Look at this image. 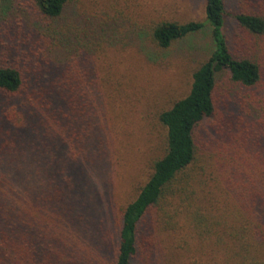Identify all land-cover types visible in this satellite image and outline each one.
I'll use <instances>...</instances> for the list:
<instances>
[{"label": "trees", "instance_id": "16d2710c", "mask_svg": "<svg viewBox=\"0 0 264 264\" xmlns=\"http://www.w3.org/2000/svg\"><path fill=\"white\" fill-rule=\"evenodd\" d=\"M3 1L4 9L14 6L23 13L32 7L44 21L42 42L32 40L34 48L39 41L36 49L42 60L54 55L57 63L64 62L65 38L72 47L68 55L73 48L76 51L67 61L73 64L62 75L55 72L59 81L52 83L42 82L38 70L31 75L30 66L20 60L12 64L0 60V100L5 116L16 126L0 138V264H155L158 254L168 264H204L207 257L201 259L203 263L193 259L200 250L215 258L213 264H264V144L257 142L264 132V95L252 91L263 70L257 56L232 49L225 27L226 1L206 0L205 20L162 19L144 28L162 49L206 34L201 53L205 59L193 73L189 92L159 114L167 130L165 153L154 161L153 172L138 194L119 207L114 246L111 242L101 257L93 249L107 243L108 237L101 230L73 228L84 223L85 196H96L92 179L101 175L102 168L93 156L103 151L106 95L98 73L92 78L89 72L93 41L100 35L85 20L68 21L71 0ZM234 15L245 32L264 39L262 12ZM78 24L84 26L78 29ZM221 75L231 82L228 93L239 95L249 118L231 120L223 127L222 122L217 124L216 131H224L221 141L230 144L227 158L221 159L229 173L218 181L208 172L214 160L204 163L200 133L203 122L218 113L216 88ZM8 101L14 104L6 107ZM259 112L260 128L255 120ZM29 126L35 135L28 133L26 138ZM218 138L219 134L213 136L212 143ZM37 145L49 155L9 168L7 160ZM82 145L95 154L85 152ZM223 148L220 142L215 153ZM10 170L20 174L19 182L11 178ZM45 204L50 210L46 216ZM114 235L110 234L111 241Z\"/></svg>", "mask_w": 264, "mask_h": 264}, {"label": "rangeland", "instance_id": "374dc122", "mask_svg": "<svg viewBox=\"0 0 264 264\" xmlns=\"http://www.w3.org/2000/svg\"><path fill=\"white\" fill-rule=\"evenodd\" d=\"M71 1L72 12L66 16L70 18L68 21L74 20L79 23L85 20L90 25L94 24L93 28L97 30L95 33L100 35L98 40L93 41L94 59L90 64L92 69L89 68V72L92 78L98 73L106 95L107 119L104 103L101 118L104 129L103 151L100 150L96 155L83 145L82 147L85 152L95 154L93 157L100 160L102 168L98 170L101 175L92 179L96 198L92 193L85 196L84 204L87 211L84 223L80 226L73 225V228L101 230L102 234L108 237L107 243L93 249V252L101 257L106 256L111 242L112 247L114 246L119 227L117 223L119 207L127 204L138 194L141 186L153 172L154 161L165 153L167 130L160 122L159 114L189 92L193 73L205 59L201 57L203 56L201 53L206 46L208 38L206 34H201L196 39L182 40L167 49H162L152 42L145 29L148 24L162 19L180 22L192 19L205 20L206 0ZM225 1L227 10L225 27L230 36L232 49L239 54L258 57L262 65L263 78L252 91L255 95H264V39L245 32L236 23L234 17L237 12L247 10H256L264 14V0ZM3 2L0 0V60L2 63L12 64L20 60L22 63L24 62V66H30L31 75L35 74L33 73L35 70H38L42 82L59 81L54 77V73L58 72L62 75L61 72L68 65L70 67L73 64V62L67 61L75 54L76 48H73V53L68 55V52H72V47L67 46L68 40L65 38V48H62L65 53L63 55L64 62L61 61L59 64L54 55L50 58L48 54L49 60H42V56L37 55L40 50L36 49L39 41L34 48L32 40L38 38L42 42L43 35L41 33L43 32L41 29L45 24L44 21L32 7L27 9L28 12L23 13L14 6L4 9ZM71 26L75 27L76 24L72 23ZM82 26L84 24L77 25L78 29ZM67 32L69 33V30ZM69 34L71 36V32ZM13 37L14 40L11 39ZM76 40L77 38L73 39V42L76 43ZM59 48L60 46L54 51ZM38 62H41L42 66H39ZM62 64L66 65L62 70H58L57 66ZM221 76L216 88L218 113L203 122L200 133L203 140L202 145L206 150L204 163L208 159L214 160L213 168L208 172L218 181L227 177L229 173L227 165L221 159L227 158L230 144L221 141L224 131H216L217 124L222 122L221 126L223 127L226 122L231 120L242 121L249 118V114L241 108L239 95L228 93L231 82L227 76ZM48 94L46 93V95ZM13 104L8 101L6 107L9 105L11 107ZM259 113L260 115H256L255 120L260 128L263 116L262 112ZM219 114L224 117V121ZM15 127L11 120L5 116L2 100H0V138L1 134L6 131L11 132ZM89 128L92 133L94 131L92 126ZM28 133L35 135L34 128L27 127L26 138ZM216 133L219 134V138L212 143L211 138L216 137ZM262 133V138H258L257 141L261 145L264 144V132ZM88 139L91 137L89 136ZM220 142L224 148L220 153H215ZM15 143L17 145V141ZM25 149L28 152L24 155L19 153L18 158L15 155L12 160L6 161L9 168L30 164L33 158H44L49 155L40 145ZM102 153L105 155L102 156ZM10 172L11 178L16 183L19 182L16 177L20 174L13 175L11 170ZM61 179H63V174ZM221 198L224 200L223 197ZM231 207L233 204L230 205ZM49 211L45 204L43 206L44 215L46 216ZM112 232H115V235L111 241L110 234ZM204 257H207L204 264L215 263V258L205 250L195 251L193 254V259L200 260L201 263H203L201 259ZM208 257L213 258V261L206 263L209 260ZM156 259L159 262L155 264H168L163 257L160 260L159 254ZM148 263L152 264V262Z\"/></svg>", "mask_w": 264, "mask_h": 264}]
</instances>
